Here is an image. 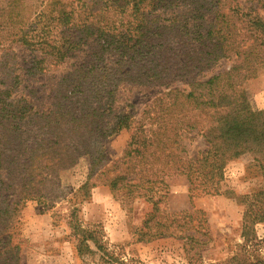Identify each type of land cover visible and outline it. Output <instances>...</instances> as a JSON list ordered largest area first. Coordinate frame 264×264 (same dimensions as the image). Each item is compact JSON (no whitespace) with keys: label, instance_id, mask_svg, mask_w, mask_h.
<instances>
[{"label":"trees","instance_id":"16d2710c","mask_svg":"<svg viewBox=\"0 0 264 264\" xmlns=\"http://www.w3.org/2000/svg\"><path fill=\"white\" fill-rule=\"evenodd\" d=\"M17 49L28 58L18 59ZM69 58L80 62L53 74L49 88L33 84ZM223 60L231 61L227 70L209 73ZM263 67L264 0L248 6L241 0H6L0 7V234L26 200L53 205L61 198V173L85 157L89 178L72 197L103 184L127 203H151L135 241L181 238L190 246L186 253L194 251L193 264H264V238L255 231L264 222V181L258 199L246 201L243 243L218 263L198 261L208 242L196 221L200 211L159 206L173 175L185 176L193 199L225 192V165L247 153L264 171V109L252 107L244 86ZM124 84L156 89L138 119L116 105L123 88L132 90ZM123 129L131 131L124 152L109 163L102 137ZM191 135L207 146L189 157L182 141ZM74 229L80 256L130 264L98 231ZM11 251L0 252V264Z\"/></svg>","mask_w":264,"mask_h":264},{"label":"rangeland","instance_id":"374dc122","mask_svg":"<svg viewBox=\"0 0 264 264\" xmlns=\"http://www.w3.org/2000/svg\"><path fill=\"white\" fill-rule=\"evenodd\" d=\"M241 1L242 5L248 6L257 0ZM5 4L6 0H0V7ZM18 52V59L28 58L25 51ZM78 62L80 58H69L65 65L56 67L54 73L51 70L49 78L39 77L32 82L41 85L42 89L49 88L54 84L51 78L53 74L72 69V65ZM230 64L228 60L220 61L209 73L227 70ZM124 85L132 90L123 88L116 105L138 119L146 108L145 104L155 96L156 89ZM244 86L250 93L252 107L264 109V67L257 77L247 80ZM130 134V130L123 129L102 137L101 143L109 163L121 157ZM182 142L189 157L207 146L201 135H191ZM89 172L88 160L82 157L74 167L61 173L62 197L53 205L29 199L19 207L15 220L0 234V252L13 249L9 253L13 255L12 258L3 260L1 264H96L94 258L78 254L75 224L98 231L101 240L130 264H193L191 254L194 251L187 254L186 248L190 246L185 247L181 238L167 236L135 241L134 231L145 214L152 210L151 203L144 198H135L127 203L114 196L109 186L103 184L88 187L72 197L70 192H76L87 181ZM263 181L262 167L254 154L247 153L225 165L222 177L225 192L222 194L198 195L190 199L185 176L173 175L167 179L168 193L159 206L166 212L200 211L196 221L202 222V232L207 234L205 239L208 242L202 245L201 259L198 261L218 263L234 255L243 243L241 234L246 201L258 199ZM255 231L264 238V222L257 223Z\"/></svg>","mask_w":264,"mask_h":264}]
</instances>
